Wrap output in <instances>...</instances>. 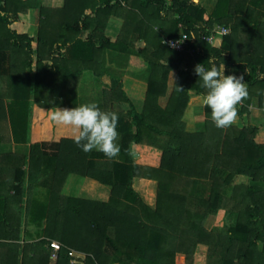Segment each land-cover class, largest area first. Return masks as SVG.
<instances>
[{"label":"trees","instance_id":"16d2710c","mask_svg":"<svg viewBox=\"0 0 264 264\" xmlns=\"http://www.w3.org/2000/svg\"><path fill=\"white\" fill-rule=\"evenodd\" d=\"M43 1L0 0V248L11 251L0 264H50V240L61 247L53 264H194L199 245L206 264H264V144L249 114L264 110V0H216L211 13L193 0ZM31 10L30 36L17 25ZM217 25L230 30L218 48L202 40ZM182 34L192 55L165 45ZM208 59L243 76L248 96L236 126L217 128L203 107L189 132L191 94L205 92L194 68ZM85 77L100 84V109L118 114L122 162L73 139L28 146L34 106L76 107ZM10 140L25 153H3ZM137 145L159 151V165L136 164ZM70 175L110 188L109 201L64 196ZM135 178L156 182L155 208ZM33 223L42 238L15 245Z\"/></svg>","mask_w":264,"mask_h":264},{"label":"clouds","instance_id":"9594fccd","mask_svg":"<svg viewBox=\"0 0 264 264\" xmlns=\"http://www.w3.org/2000/svg\"><path fill=\"white\" fill-rule=\"evenodd\" d=\"M194 68V73L205 89L198 99L210 110L211 120L217 128L229 127L237 119V105L248 96L243 76L225 75V65L207 60ZM180 90V89H179ZM54 125L69 129L74 143L85 153L98 151L108 158L120 152L117 132L118 114L101 110L96 103H84L72 108L42 109Z\"/></svg>","mask_w":264,"mask_h":264},{"label":"crops","instance_id":"0c3cea01","mask_svg":"<svg viewBox=\"0 0 264 264\" xmlns=\"http://www.w3.org/2000/svg\"><path fill=\"white\" fill-rule=\"evenodd\" d=\"M193 1L195 3H199V4L203 5L206 8V11L208 13H211L213 11V8H214L215 2H216V0H198V1L193 0ZM59 7L60 6L52 7V8H59ZM31 12L32 11H30L27 15L26 14L25 15H21L19 17L18 22H21L23 19H25V17H27L29 15H32ZM17 26H18L19 30L21 32H23L21 27H19L20 25L18 24ZM116 26H118V25H116ZM25 33H27V32H25ZM27 34L31 36L34 33L31 34V31H30V33H27ZM220 42H221V39H218L217 42H216L215 47L218 48L219 45H220ZM78 104L76 106H78ZM203 107L204 106H202V104L200 103V100L198 99V97L196 95H194V94H191L187 109L185 111V117H184V121H185V124H186V129L189 132H194L195 131L196 122L198 120L196 118V115H197V113L201 112ZM251 107H253V109H255V110H253L254 112L250 110ZM69 108H71V106ZM38 109H40V108H38ZM249 114H250V123L253 126H255V127H257L259 129L258 130V135H257V141L260 144H264V110H259V109L256 108V106L254 104H252V105L249 106ZM33 115H34V120H35L36 117H37V116H35L36 115L35 110L33 111ZM44 122H48L47 125L44 124L46 126V129H45V126L44 127L41 126V129L39 131H32L31 128H30V144L28 146L33 145V144H37V143H41V142H58L60 139H63V138H65V139H73L71 131L69 129L56 126L52 122H49L46 114L44 115L43 123ZM234 122H235V124H231L232 126H236L237 123H238V120L236 119ZM49 124L51 125L50 127L48 126ZM49 128L53 129L52 132H54V134L57 132L55 134V137L59 136V138L49 139V140H47L48 138H44V139H41V140H36L35 139V138H38V137H41V136H42V138H43V136L50 137L49 134L44 133L45 130H48ZM28 146H21V147L24 148L23 149L24 150L23 153H25V151L27 150ZM135 148H138L140 150V148H147V147L142 146V145L133 146V148H132L133 151L132 152H133L134 162L136 164L143 165V166H151V165H148V164H144V163H142V161H139L137 159L138 156L135 154V151H134ZM148 149H151V148H148ZM153 151H155V154H156V161H159L160 152L155 150V149ZM122 160L123 159L119 155L116 156L115 158H112V161H114V162H117V161L118 162H122ZM157 166H151V167H157ZM76 179H78L79 181H76ZM237 179H242L241 180L242 183H238L237 184V182H238ZM237 179L235 181V185L247 184V178L239 176ZM147 184H149V196H150L149 198H146L144 193L142 192V191L146 190ZM133 189L142 197V200H143V202L146 205H148L151 208H155V205H156V194H157V184H156V182L151 181V180L142 179V178H135L133 180ZM68 190H74V194H68L67 193ZM62 194L64 196H68V197L85 199V200H89V201H93V202H99V203H107L109 201V198H110V188L102 186L98 182H96L94 180H91V179H83V178H79V177L74 176V175H70V176H68V178L66 180L64 188L62 190ZM228 194H230V193H228ZM43 200L45 201L44 198H43ZM40 203H44V202L41 201ZM215 224H216V219L212 220V226L213 227H215ZM38 227L39 226H37L36 223L28 224L26 226L24 225L21 241L18 242V243H15V242H13V243H15V245L18 244L20 246V248H21V247H23V244H33V243L38 242L42 238L41 229L38 230ZM49 242H57V241L50 240ZM2 243H4V242H2ZM13 243L6 242V244H12V245H9V246H12L13 250H14L15 249V247H14L15 245ZM199 249H200V251H199ZM196 250H198V253H199L198 256H199V258L201 260H197L198 256H194V264H199V263L206 264V262H207V258H206L207 247L203 246V245H199ZM32 251H33V249H31V248L27 249V251H26L27 259H30V257H33ZM200 252H201V254H200ZM9 253L11 254V251H10L9 247L0 248V260L5 258V257H7L6 255H8ZM20 257H22V254L20 255ZM178 260H179L180 264H183V257L181 255H177L176 256V264H179V263H177ZM50 261H51V259H50ZM50 264H53V263L50 262Z\"/></svg>","mask_w":264,"mask_h":264},{"label":"rangeland","instance_id":"374dc122","mask_svg":"<svg viewBox=\"0 0 264 264\" xmlns=\"http://www.w3.org/2000/svg\"><path fill=\"white\" fill-rule=\"evenodd\" d=\"M196 1H198V0H196ZM42 3L45 6L49 7V8L58 7V6L61 7L63 5V0H44ZM31 11H32L31 12L32 15H29V16L25 17V19H23L21 22H18V24L20 25L19 27H21V29H22L23 32L30 33V31H31V34H33V33H35V29H36V18H37L36 16H37V12H36V10H31ZM29 12H27V14ZM111 26H113V25H111ZM113 27L119 28V25L118 26H113ZM107 34L112 37V34L109 33L108 31H107ZM78 89H80L79 92H78V95L85 97V99L83 100V103L82 102H79L78 106L81 105V104H84V103H96L97 100H98V96L101 93L100 92L101 91L100 84H94L93 83V80L90 77H85L81 81V83L79 84ZM55 107H59V106L58 105H55ZM60 108H63V107H60ZM34 110L36 112V115L35 116H37L35 120H34V115H33V111ZM250 110L253 111L255 109H253V107H251ZM33 111H32V116H31V119H30V128H31L32 131H39L41 129V126L44 127L45 125L48 124V122H44L43 123L45 113L41 109H38L37 106H34ZM233 124H235V122ZM48 126L50 127L51 125L49 124ZM45 129H46V126H45ZM52 130H53L52 128L51 129L49 128L48 130H45V132H44V133L49 134L50 137L43 136V138H42V136H41V137H38V138H35V139L36 140H41V139H44V138H48L47 140H49V139L59 138V136L58 137H55V134L57 132L54 134V132H52ZM9 138H10V136H9ZM23 149H24L23 147H21V146H19L17 144H13L11 142V140L9 142L6 141V143H4L1 146V151L3 153H10V152L21 153V152H24ZM135 154L138 156L137 159L139 161H142V163H144V164H148V165H151V166H157L159 164V161H156L155 151H153L151 149H148V148H140V150L135 151ZM241 180L242 179H237V181H238L237 184L238 183H242ZM76 181H79V180L76 179ZM67 193L68 194H74V190H68ZM42 197H43L42 195H39L38 199L40 201H44L42 199ZM40 228L41 227L39 226L38 227V230ZM199 251H200V249H199ZM200 254H201V252H200ZM198 255H199L198 250H196L195 256H198ZM197 260H201L199 258V256H198ZM51 262L54 263L53 261H51ZM177 263L180 264L179 260L177 261ZM199 264H202V263H199Z\"/></svg>","mask_w":264,"mask_h":264},{"label":"built area","instance_id":"2783aa9c","mask_svg":"<svg viewBox=\"0 0 264 264\" xmlns=\"http://www.w3.org/2000/svg\"><path fill=\"white\" fill-rule=\"evenodd\" d=\"M230 34V30L223 26L217 25L211 31L210 35L206 36L202 40L208 43L211 47H215L218 39H221ZM188 37L185 34L180 35L177 39H167L165 41V45L170 49L175 50L177 52H187L190 55L194 53V51L187 47ZM51 253L50 259L55 262L58 259V253L61 249L60 244L57 242H50L49 244Z\"/></svg>","mask_w":264,"mask_h":264}]
</instances>
